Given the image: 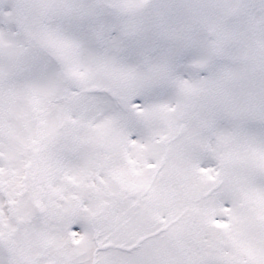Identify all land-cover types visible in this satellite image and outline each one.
Instances as JSON below:
<instances>
[{"label":"snow or ice","instance_id":"1","mask_svg":"<svg viewBox=\"0 0 264 264\" xmlns=\"http://www.w3.org/2000/svg\"><path fill=\"white\" fill-rule=\"evenodd\" d=\"M0 264H264V0H0Z\"/></svg>","mask_w":264,"mask_h":264}]
</instances>
